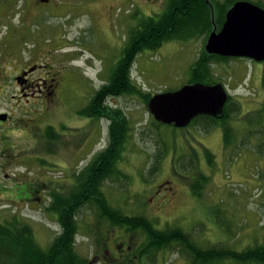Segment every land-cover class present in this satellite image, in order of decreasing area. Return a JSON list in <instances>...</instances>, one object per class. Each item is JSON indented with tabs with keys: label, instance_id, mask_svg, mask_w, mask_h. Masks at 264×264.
I'll list each match as a JSON object with an SVG mask.
<instances>
[{
	"label": "rangeland",
	"instance_id": "1",
	"mask_svg": "<svg viewBox=\"0 0 264 264\" xmlns=\"http://www.w3.org/2000/svg\"><path fill=\"white\" fill-rule=\"evenodd\" d=\"M35 1L0 0V113L21 119L0 127V152L8 151L0 158V222L16 215L38 225L46 221L38 199L48 195L39 191V181H61L71 170L78 175L85 160L108 145L109 121L83 111L120 60L130 26L162 15L171 0H77L59 13L34 9ZM203 47L197 39L147 49L137 57L132 77L152 94L180 89ZM34 66L23 90L17 77ZM214 71L242 106L233 122L235 148L225 149L222 126L209 134L198 127L160 128L143 98H112L109 104L122 108L137 131L120 165L126 177L108 180L102 189L128 215H147L159 228L184 226L204 248L241 252L264 241V147L261 154L262 138L245 136L251 129L247 115L264 110V62L232 59ZM53 74L60 77L56 94H50ZM163 146L160 170L151 175ZM203 176L199 199L192 183ZM162 184L169 204L157 208L150 199ZM171 258L180 259L177 253H169Z\"/></svg>",
	"mask_w": 264,
	"mask_h": 264
},
{
	"label": "trees",
	"instance_id": "2",
	"mask_svg": "<svg viewBox=\"0 0 264 264\" xmlns=\"http://www.w3.org/2000/svg\"><path fill=\"white\" fill-rule=\"evenodd\" d=\"M237 1L239 0H172L162 15L138 19L136 24L130 26L129 37L122 50L120 60L111 69L100 89L89 99L83 111L87 116L109 121L108 145L94 157L90 169L95 168L94 171H96L99 168L100 218L106 219L111 225L130 231H140L141 228L153 247L162 246L173 250V244H175V249H179V245H182L184 247L181 249L182 252L188 256H193V263L197 264H264V242L241 252L226 246L204 249L199 247L180 226L168 225L166 228L160 229L155 221L147 215L129 216L121 209L113 206L102 187L108 180L115 183L126 177L119 169V164L126 158L125 152L128 144L136 137L135 132L137 130L134 129L127 113L118 106L110 105L108 100L124 96L141 97L149 106V101L154 94L146 92L132 77L136 59L147 49L157 50L165 43L176 40H204V47L196 62L190 67L188 82L184 85L222 83L223 80L214 71V66L216 64H229L230 60L239 58L209 54L205 50V45L215 28L218 31L221 30L226 21L228 10ZM255 4L264 8V0H258ZM241 113L242 106L230 96L221 118L212 115H199L187 127H198L205 134H209L213 129L222 126L225 149L233 150L236 142L239 143L235 137L236 127L233 122ZM249 116L252 117L249 120L251 129H246L245 136L246 138L250 136L262 138L258 150L263 154L264 110L250 113L246 117V122ZM152 119V122L160 128L166 125L155 121L154 118ZM50 129L51 127L49 131ZM246 138L244 137V139ZM163 148L164 146L160 150L161 152L159 151L160 154L156 157L151 168V175H155L160 170V164L165 156V152L162 151ZM206 152L211 156L208 151ZM4 154H8V151H1L0 158ZM182 159L178 161L179 164L182 163ZM204 181L205 177L203 176L192 183L193 195L199 199L204 197ZM3 191L6 189L4 188ZM32 243L30 225L20 220L16 215L0 222V264H45L43 252L37 249L34 254ZM80 261L83 264L88 263L87 258ZM68 264H76V262L74 263V260L71 259Z\"/></svg>",
	"mask_w": 264,
	"mask_h": 264
},
{
	"label": "flooded vegetation",
	"instance_id": "3",
	"mask_svg": "<svg viewBox=\"0 0 264 264\" xmlns=\"http://www.w3.org/2000/svg\"><path fill=\"white\" fill-rule=\"evenodd\" d=\"M75 1L77 0H36L33 6L34 9L51 7L53 12L59 13L68 9ZM24 71H21V74ZM30 75L21 80L22 84L20 83V85L23 86V90L31 84ZM49 82L52 84L50 94H56L60 86V77L53 74V78ZM87 117L99 120L96 117ZM20 120L8 113V119L4 122L0 121V127L16 121L18 123ZM105 148L98 150L88 160L86 159L85 164L83 163L78 168V175L71 170L68 176L63 177L65 179H60L62 182L52 177L42 181L43 183L39 181L37 184L40 186L39 191L48 192V195L47 198L43 196L40 200L38 199L40 204L38 209L46 212V221L38 223V225L29 224L33 237L34 254L37 249L41 250L45 264H68L71 259L76 264H83L79 260L84 259L85 256L89 257L87 264H197L193 263V256L182 252L181 249L184 248L182 245H179V249H175V244H173V250L162 246L153 247L141 228L140 231H130L111 225L106 219L100 218L99 168L96 171H94L95 168L90 169L94 157ZM121 164L122 162L119 164V169L123 171L120 168ZM164 184L157 186L154 196L150 199L155 204L154 207L166 208V205L169 204V200L163 198L166 194L163 189ZM109 201L111 203L110 199ZM111 204L115 206L113 203ZM167 226L165 224L160 229ZM175 226H180L192 237V234L187 232L188 229L184 226ZM38 232L41 235H38ZM195 242L199 247L204 248L197 241ZM169 253L171 255L177 253L180 259L178 261H174L172 258L168 260Z\"/></svg>",
	"mask_w": 264,
	"mask_h": 264
},
{
	"label": "water",
	"instance_id": "4",
	"mask_svg": "<svg viewBox=\"0 0 264 264\" xmlns=\"http://www.w3.org/2000/svg\"><path fill=\"white\" fill-rule=\"evenodd\" d=\"M205 50L223 57L264 62V8L250 1H237L228 10L221 30L215 28L209 36ZM36 69L35 66L23 72L17 81L20 83ZM228 99L229 92L223 84H187L175 91L155 94L149 109L158 122L183 128L199 115L221 118ZM7 119L8 114H0V121Z\"/></svg>",
	"mask_w": 264,
	"mask_h": 264
},
{
	"label": "bare ground",
	"instance_id": "5",
	"mask_svg": "<svg viewBox=\"0 0 264 264\" xmlns=\"http://www.w3.org/2000/svg\"><path fill=\"white\" fill-rule=\"evenodd\" d=\"M137 82V81H136ZM108 128V127H107ZM102 136V135H101ZM100 138V137H99ZM41 195V194H40ZM41 197V196H40ZM55 201V200H54ZM42 202V201H41ZM44 204V203H43ZM52 204V203H51ZM54 204V203H53ZM43 209V208H42ZM54 216V215H53ZM52 217V216H51ZM56 221V220H55ZM58 221V220H57ZM217 221V220H216ZM53 225V224H52ZM59 226V225H58ZM49 231V230H48ZM52 234H53V232H52ZM101 253V252H100ZM101 256V255H100ZM108 257V256H107ZM103 259H104V257H103ZM109 259V258H108Z\"/></svg>",
	"mask_w": 264,
	"mask_h": 264
}]
</instances>
